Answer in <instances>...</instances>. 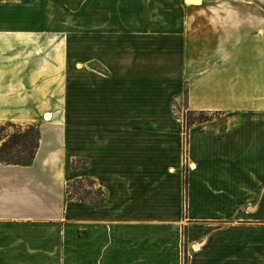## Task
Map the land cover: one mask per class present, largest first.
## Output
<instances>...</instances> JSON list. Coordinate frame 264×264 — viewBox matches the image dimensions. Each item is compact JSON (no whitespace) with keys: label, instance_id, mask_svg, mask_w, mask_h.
Returning a JSON list of instances; mask_svg holds the SVG:
<instances>
[{"label":"crops","instance_id":"0c3cea01","mask_svg":"<svg viewBox=\"0 0 264 264\" xmlns=\"http://www.w3.org/2000/svg\"><path fill=\"white\" fill-rule=\"evenodd\" d=\"M80 21L0 29V121L40 132L0 162V264H264V0H81ZM175 101L219 116L186 129ZM84 178L103 200L66 197Z\"/></svg>","mask_w":264,"mask_h":264},{"label":"rangeland","instance_id":"374dc122","mask_svg":"<svg viewBox=\"0 0 264 264\" xmlns=\"http://www.w3.org/2000/svg\"><path fill=\"white\" fill-rule=\"evenodd\" d=\"M16 16H23L25 19L20 21L13 19ZM80 18L81 0H0V29H12L16 27L15 25L22 24L25 29L33 30L38 27L41 30L45 29L43 32L48 31L50 27L51 29L55 28L63 35L68 33V30L79 33ZM182 104L181 101L174 102V111L181 120L189 111ZM7 121L15 123L21 129L29 124L4 120L0 121V126L6 125ZM10 132H12L11 127L0 130V145ZM66 192L67 197H92L93 193L98 191L92 181H87L84 178L69 182Z\"/></svg>","mask_w":264,"mask_h":264},{"label":"trees","instance_id":"16d2710c","mask_svg":"<svg viewBox=\"0 0 264 264\" xmlns=\"http://www.w3.org/2000/svg\"><path fill=\"white\" fill-rule=\"evenodd\" d=\"M219 115V112L210 113L208 111H191L189 110L184 118H182V123L185 128H189L193 124L201 123L210 119H213ZM6 125H1L0 130H4L7 127L12 128V132L8 133L6 139L1 142L0 145V162L29 165L35 155L36 149L38 147V141L40 137L39 127L37 123H30L25 128L16 125L13 122L7 121ZM34 134V138H33ZM35 139V140H34ZM80 163V164H79ZM86 167L87 161L83 158H76L72 161V167ZM87 181H92L86 179ZM67 189V188H66ZM187 189V173L184 170L183 177V196L186 197ZM98 192L93 193L92 197H69L79 200L99 202L105 197V192L97 188ZM67 194V192H65ZM89 194V193H86ZM67 197V195H66Z\"/></svg>","mask_w":264,"mask_h":264}]
</instances>
